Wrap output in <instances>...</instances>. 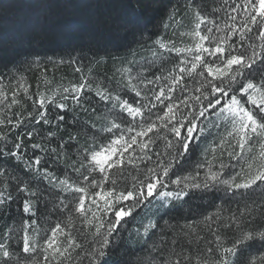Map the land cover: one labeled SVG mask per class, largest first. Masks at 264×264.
Masks as SVG:
<instances>
[{
	"label": "snow or ice",
	"instance_id": "1",
	"mask_svg": "<svg viewBox=\"0 0 264 264\" xmlns=\"http://www.w3.org/2000/svg\"><path fill=\"white\" fill-rule=\"evenodd\" d=\"M72 3L0 0V264H264V0Z\"/></svg>",
	"mask_w": 264,
	"mask_h": 264
},
{
	"label": "trees",
	"instance_id": "2",
	"mask_svg": "<svg viewBox=\"0 0 264 264\" xmlns=\"http://www.w3.org/2000/svg\"><path fill=\"white\" fill-rule=\"evenodd\" d=\"M21 2L22 0H5V3L8 5V8L4 14L10 18H17L21 16L23 12L26 10L19 9L15 6ZM112 3L113 0H73V3L67 7H60L54 9V12L58 13V16L56 17L53 25V40L51 44L52 50L48 51L47 53H41L40 55L41 56L47 55L49 57H52L54 60L58 59L59 56L63 55V53L60 52V48H59L60 41L57 39V33L61 30V28L62 27H70L73 29L79 28L83 23H85L90 18L97 15H103L111 11ZM121 3L123 5L129 6L127 8V11H133L136 10L138 0H121ZM166 4H167V0H160V3L156 5L155 9L149 13V15L153 17V23H160L163 21L167 12V9L164 7V5ZM11 27L12 25L10 24L5 26H0V37H6L7 32L11 29ZM109 39L110 37L108 35H105L103 32H101L93 37V43L95 46L101 49H103L107 45L111 50L113 56L119 57L124 55L126 49L125 48L112 49L111 45H108ZM87 54L91 55V53H87ZM103 54L104 53L101 52V55ZM48 67L51 70L52 66L48 65ZM110 68H111V61H109L107 65H101L99 71L101 73H107L110 75L111 74ZM64 71H65L64 69L58 70L57 77L63 75ZM34 74L38 75L39 70L33 68L32 70L27 71V75L30 79L33 77ZM32 82L34 83V81ZM196 203H201V202L197 201ZM0 223H3V221L0 220ZM120 259H121V252L118 250L115 253H113L112 256L110 257L109 264H119Z\"/></svg>",
	"mask_w": 264,
	"mask_h": 264
}]
</instances>
